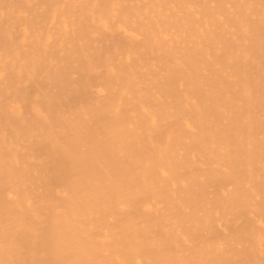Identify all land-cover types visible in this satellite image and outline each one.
<instances>
[{
    "label": "bare ground",
    "instance_id": "6f19581e",
    "mask_svg": "<svg viewBox=\"0 0 264 264\" xmlns=\"http://www.w3.org/2000/svg\"><path fill=\"white\" fill-rule=\"evenodd\" d=\"M0 264H264V0H0Z\"/></svg>",
    "mask_w": 264,
    "mask_h": 264
}]
</instances>
